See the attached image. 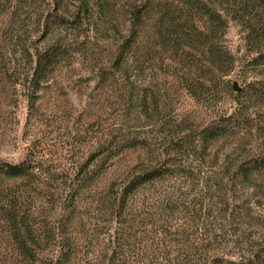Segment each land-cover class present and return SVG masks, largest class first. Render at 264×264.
Returning a JSON list of instances; mask_svg holds the SVG:
<instances>
[{
    "label": "rangeland",
    "instance_id": "1",
    "mask_svg": "<svg viewBox=\"0 0 264 264\" xmlns=\"http://www.w3.org/2000/svg\"><path fill=\"white\" fill-rule=\"evenodd\" d=\"M46 1L0 0V162L37 166L28 179L0 176V264H57L60 250L67 252L64 264H151L148 259L139 263L135 259L146 250L149 258L176 257L180 248L181 255L195 259H236L251 245H264V168L254 166L255 160L264 161V104L258 98L261 102L243 105L239 95L249 88L264 94V75L248 66L257 55L246 54V24L228 21L221 39L238 64L227 80L231 88L236 83L239 91L231 89L227 94L208 88L199 90L203 93L199 98L186 93L185 79L199 76L198 59L180 57L188 74L174 68L173 61H179L176 43L186 44L188 33L199 39V10L167 2L162 29L154 31L150 40L146 68L155 77L158 97L157 102L147 101V113L158 114L161 120L167 114L170 121L203 128L225 124L224 118L237 107L244 111L234 126L235 136L216 142L194 179L180 177L163 187L149 188L147 195L142 193L155 202L168 186L166 191L174 202L164 212L151 209L159 215L162 212L164 221L179 229V233L166 235L157 227L143 230L119 225L111 218L109 188L142 160V152L121 154L101 169V156H96L102 134L107 128L116 129L121 114L117 106L100 108L105 93L112 95L98 82L93 68L107 62L108 50L96 32L99 24L91 20L82 19L76 25L69 13H63L66 22L51 18L45 29ZM134 1L111 0L110 14L125 22ZM202 1L208 8L214 5L213 0ZM77 4L63 3L73 13ZM211 27L214 32L215 26ZM48 44L71 47L67 62L72 66L36 90L28 81L31 55ZM191 51L192 55L198 51L197 44ZM142 120H131L136 127L132 130L143 132ZM91 171L97 173L96 181L80 198L75 215L70 221L65 215L60 218L58 195L64 199L71 192L70 182ZM115 254L116 260L110 261Z\"/></svg>",
    "mask_w": 264,
    "mask_h": 264
},
{
    "label": "trees",
    "instance_id": "2",
    "mask_svg": "<svg viewBox=\"0 0 264 264\" xmlns=\"http://www.w3.org/2000/svg\"><path fill=\"white\" fill-rule=\"evenodd\" d=\"M69 1L78 3L75 13L70 12L68 7L63 5L65 0L46 1L49 9L45 16V29L48 28L51 18L56 17L66 22L63 20V13H69L76 25L81 24L82 19L91 20L95 26H97L96 23L99 24V30L96 32L100 33V38L108 50L107 62L100 68L96 66L93 69L96 71L95 75H98V82H101L106 92L112 95L108 96L106 93L105 96L103 95L100 108L105 111L107 107L117 106L118 112L121 113L116 129L107 128V131L102 134L98 147L100 151L96 156H101V169L105 170L108 164L121 154L142 152L140 154L142 160L132 168L130 173L119 182L111 184L109 192L113 196V201L110 216L119 225L139 226L143 227V230L148 229L149 226L157 227L166 235L179 233L178 228H174L162 218V212L174 202L172 196H169V192L166 191L168 186L159 192L155 202H152V197L146 196L145 191L156 186L163 187L180 177L194 179L196 170L200 171L201 165L206 164L216 142L223 137L235 136L234 126L238 124L244 111L240 112V108L237 107L229 117L224 118L225 124L203 128H193L183 122L170 121L167 114L161 120L158 114L147 113L144 109L147 107V101L153 99L157 102L158 97L155 77L146 68L151 55L150 40L154 31L162 29L167 11L164 4L167 2H170V6L186 5L192 6L191 8L196 11L199 10L201 17V26L197 27L199 39L191 38L188 33L184 37L188 41L186 44L176 43L175 55L179 61L177 63L173 61L174 68L184 75L188 74L189 70L181 63L180 57L187 55L192 59H198L199 76L196 79L186 78L184 82L186 93L193 97L199 98L203 94L199 90L207 88L208 90L219 89L226 94L231 93L233 87H230L227 78L235 72L238 64L222 44L224 29L231 20L246 24L245 29L248 32L244 37L247 45L246 54L257 55L252 58L248 66L250 65L251 71H256L257 75L263 76L264 0H213L214 5L211 8H208L202 0H135L125 22L110 14L114 7L111 0ZM16 2H26V0H16ZM125 25L126 29L123 31ZM211 26H215L214 32H211L210 29H213ZM178 40L179 38L176 41ZM193 44H197L198 51L192 55ZM70 52L71 47L68 49L66 45L60 44H48L40 50H35L31 55L32 68L28 77L32 87L40 90L55 77L57 72L69 69L72 66V63L67 62L71 58ZM249 89L239 93L243 97V105L256 100L260 102L262 100L261 104H264V94H258L257 90L250 92ZM113 91H116V94H112ZM165 107L169 108V105ZM131 120L132 122L142 120L143 132L132 130L136 127L131 124ZM151 121L153 124L151 123L150 128H147V124ZM94 123L91 124L94 125ZM254 166L257 169L264 168V161L255 160ZM36 168L35 164L10 165L0 162V176L6 179H28L34 174ZM96 174L91 171L81 177L77 175L76 179L70 182V194L64 199L58 195L62 211V214H59L60 218L65 215L70 221L75 215L80 198L84 196L90 184L96 181ZM143 192L145 196H141ZM140 197H142V203L138 205ZM156 202L158 203L155 207ZM154 208L162 211L160 215L151 211ZM124 230L125 228L121 227V233H124ZM138 242L143 243V238ZM179 252V256L176 257L166 254L149 258L146 250L142 256H137L139 258L135 261L139 263L148 259L151 264H264V245L261 244L251 245L245 254L236 259L218 256L210 257L211 259L202 257L195 259L189 254L181 255V248ZM67 259V252L63 253L60 250L57 264L61 262L64 264ZM109 260L115 261L116 254Z\"/></svg>",
    "mask_w": 264,
    "mask_h": 264
},
{
    "label": "water",
    "instance_id": "3",
    "mask_svg": "<svg viewBox=\"0 0 264 264\" xmlns=\"http://www.w3.org/2000/svg\"><path fill=\"white\" fill-rule=\"evenodd\" d=\"M233 90L236 91V92L239 91V90L237 89V85H236V83H233Z\"/></svg>",
    "mask_w": 264,
    "mask_h": 264
}]
</instances>
